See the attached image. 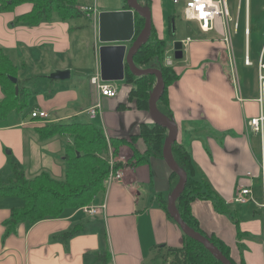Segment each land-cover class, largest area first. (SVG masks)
<instances>
[{"label":"crops","instance_id":"1","mask_svg":"<svg viewBox=\"0 0 264 264\" xmlns=\"http://www.w3.org/2000/svg\"><path fill=\"white\" fill-rule=\"evenodd\" d=\"M81 2L86 3L75 0V6L87 19L84 30H79L82 26L78 22L63 20L55 12L47 21L29 25L21 18L31 13L30 3L6 10L0 7V54L13 67L18 89L26 92L21 109L0 115V184L11 179L13 165L26 179L41 173L57 180L63 178L61 157L70 138L40 140L36 130L49 124H93L104 131L107 140H133L131 146L140 158L144 157L146 146L137 136L142 125L151 126L153 121L148 110L140 109L130 97L133 83L113 82L117 95L106 98L89 81L99 73V15L129 12L130 0H117L114 7L102 0H94L93 5L91 0ZM175 12L168 0H150L148 13L155 33L167 43L164 66L171 67L178 76L166 90L170 117L156 108L155 112L177 128L176 142L190 154L193 177L203 179L211 191V199H195L190 204L191 214L204 236L229 249L235 264H264V195L261 192L260 202L254 196L257 158L255 138L247 125L248 119L258 112L257 66L260 60L264 63V39L251 59L249 0L248 8L244 2L245 42L239 53L233 42L240 29L238 18L235 31L234 22L229 24L227 44L217 34L201 32L196 23V29L183 27L177 38ZM116 24V18L107 19V38H116ZM143 30L144 27L141 33ZM134 33L128 49L141 35L133 41ZM84 40H92V48H84ZM175 42L182 44V58L173 62L169 56L173 53L174 58ZM246 56L250 66L244 65ZM166 59L171 60V65L166 64ZM240 65L242 72L255 68L256 82L250 87L238 72ZM64 71L69 73L65 80L37 83L38 79H50L54 73ZM72 72L77 76L74 80L70 79ZM35 78L37 81L29 82ZM3 98L0 86V102ZM97 105V117L90 120L87 112ZM32 110L45 112L47 119H31ZM131 157V147L122 144L118 157L123 165L122 177L104 184V192L91 204H104L96 217H86L81 208L67 209L61 217L34 224L23 222L7 232L5 223L14 202L0 199V264H104L97 259L105 254L110 257L107 264H155L160 256L181 248L183 232L167 212V202L178 188L179 178L173 187L176 177H171L172 170L163 158L150 156L132 164ZM250 171L253 179L246 177ZM243 185H251L254 203L233 202L237 189ZM217 201L222 203L224 212L216 210ZM21 206L22 200L18 199L13 208ZM74 228L78 233L63 242L60 237Z\"/></svg>","mask_w":264,"mask_h":264},{"label":"trees","instance_id":"2","mask_svg":"<svg viewBox=\"0 0 264 264\" xmlns=\"http://www.w3.org/2000/svg\"><path fill=\"white\" fill-rule=\"evenodd\" d=\"M146 1V3H145ZM141 8L150 11V0H137ZM30 3L32 11L28 16L21 18V21L33 25L39 21L49 19L50 14L55 12L61 19L69 20L82 17V12L76 8L75 0H0L1 9H9L14 5ZM145 21L138 14H135V33L133 41L138 37L144 27ZM167 43L157 38L155 29L151 22V31L148 41L141 46L132 58L134 66L139 70L153 69L160 72L164 88L161 96L156 102V110L169 118L166 101V90L170 83L178 76L171 67L164 66V51ZM7 76L15 77L13 67L8 60L0 54V86L4 98L0 102V115L3 116L8 110L21 109L22 98L25 93L17 89L7 79ZM124 80L133 83L134 87L130 97L134 98L138 107L148 110V102L156 85L157 79L153 75H146L135 78L125 68ZM20 101V102H18ZM101 128L90 123H58L49 124L38 128L36 133L39 139L44 141L56 136H68L70 143L65 144L61 160L64 165L63 178L54 179L47 173H41L32 179H26L24 174L12 166V176L9 179V186L0 187V199L18 198L22 200V206L11 209L10 217L5 226L7 232L15 230L17 225L23 222L30 224L45 219L61 217L67 209H79L91 205L97 201L100 194L104 192L105 181L110 172H116L123 167L118 162L119 148L122 144L131 147L132 164L140 163L147 157L156 156L163 158V148L167 142L168 130L152 123L151 126L142 125L137 136L145 143L146 150L144 157L131 146L132 143L123 140H107ZM176 140L171 145L172 159L182 172L186 175L184 190L175 202V209L181 220L190 226L194 231L203 235L198 228L196 219L191 214L190 204L196 200L211 199V191L208 183L203 179H195L190 154L177 144ZM130 163V164H131ZM178 176L172 172L171 177ZM217 211L224 212L222 203H215ZM76 228L64 233L60 238L65 242L76 235ZM204 236V235H203ZM239 236V235H238ZM221 253L235 264L229 256V249L212 237H206ZM183 246L172 252L173 255H180L182 260L176 264H222L216 259L201 243L190 239L183 234ZM175 255V256H176ZM98 262L107 264L110 261L108 254L99 256Z\"/></svg>","mask_w":264,"mask_h":264},{"label":"water","instance_id":"3","mask_svg":"<svg viewBox=\"0 0 264 264\" xmlns=\"http://www.w3.org/2000/svg\"><path fill=\"white\" fill-rule=\"evenodd\" d=\"M129 7L131 11L129 12H119V13H101L99 15V42L102 44L98 49L99 56V75L100 79L105 82H122L125 77V66L130 71V73L135 77H142L146 75H153L157 79L156 88L149 100L148 112L152 118L154 124L167 129L170 134V139L167 140L163 148V159L166 160L169 168L179 177V185L176 191L172 194L167 202V212L173 221L179 226L183 234L196 242L201 243L216 259H218L222 264H231L227 258H225L221 253L207 238H205L200 233L194 231L190 226L185 224L181 218L178 216L175 209V202L184 190L186 175L184 172L179 170L177 165L171 156V145L176 140L177 128L169 122L164 121L155 112V105L159 97L163 92V79L159 71L148 69L139 70L137 69L132 58L137 50L145 44L150 36L151 31V19L148 11L139 7L137 0H130ZM133 12L142 17L145 21L144 30L141 35L133 42V44L127 48V44L131 42L133 37ZM109 18H116L117 24L116 29L118 34L116 38H107L106 33V21ZM118 43L117 45L108 44ZM128 49V50H127ZM174 58L180 60L182 58V44L181 42H175L173 45ZM69 77L67 71L56 72L50 76L53 80H65ZM7 79L14 85L17 84V79L11 76H7ZM17 92V89H16ZM174 162V164H173Z\"/></svg>","mask_w":264,"mask_h":264},{"label":"built area","instance_id":"4","mask_svg":"<svg viewBox=\"0 0 264 264\" xmlns=\"http://www.w3.org/2000/svg\"><path fill=\"white\" fill-rule=\"evenodd\" d=\"M229 0H173V5L181 6L180 15L184 21L194 22L199 26L203 33H214L222 39L225 43L229 42V24L232 22L228 9ZM245 6L248 8V0H244ZM238 22H234V31L237 29ZM245 35H248V30H245ZM166 64L171 65V60L166 59ZM244 65L250 66L251 62L246 56ZM91 85L95 86L98 94L106 98H114L117 90L113 82H105L100 79L99 73L90 79ZM257 84L258 97L255 100L258 108L256 116L248 119L247 125L249 132L255 139L258 140L259 157L257 159V175L259 179L262 195H264V63L260 60L257 66ZM99 105L91 108L88 111L90 120L95 119ZM30 118L37 121H44L47 119L45 112L40 110H32ZM121 173L110 172L105 183L121 179ZM246 177L253 179V173L248 172ZM251 185L239 186L233 198V202L239 205H245L253 202ZM264 200V196H263ZM104 208V204L88 205L81 208V211L86 217H96L100 210ZM264 209V205H262Z\"/></svg>","mask_w":264,"mask_h":264},{"label":"rangeland","instance_id":"5","mask_svg":"<svg viewBox=\"0 0 264 264\" xmlns=\"http://www.w3.org/2000/svg\"><path fill=\"white\" fill-rule=\"evenodd\" d=\"M77 3H83V5H85L86 2H81L82 0H76ZM92 1V5H93V1ZM103 2H107V6H111L114 7L117 4L115 3V1L117 2V0H102ZM170 2V4L173 6V8L176 10L175 12V18H174V25L176 27V37H180L179 32L181 31V29L183 27H188L191 26L194 29H196V25L193 22H185L180 15V8L181 6H174L172 4V0H168ZM146 3V1H145ZM100 7H104L102 6V4L99 5ZM144 9V8H143ZM228 9H229V13H230V17L232 19L233 22L237 21V18L239 20V25H240V29L239 31L233 36V42H234V46L235 49L238 51V53L240 51H242L243 49V45H244V36H243V30L242 28L244 25V0H229L228 1ZM179 14V16H178ZM74 20V22H78L79 25H81V29L79 30H84L87 26V22L84 19V17H78V18H74L72 19ZM249 21H250V36H249V48H250V58L252 59L253 56L255 55V51L259 49V46L262 44V41L264 39V0H249ZM231 27L233 25H230ZM233 28V27H232ZM231 32H233V30L230 29ZM90 46L92 48L93 46V41L89 40L86 41L84 40L83 42V46L84 48H86L87 46ZM167 50L165 49L164 51V58L167 56ZM238 55V54H237ZM169 58L174 62L175 58H173V53L171 54V56H169ZM239 65V64H238ZM238 72L240 73V76L245 77V83H247V85L250 87L251 84H254V82H256V76H255V68L251 67V68H247L246 70H244L242 72L241 69V65L240 67L238 66ZM75 73L72 72L71 73V80L75 79ZM92 78V76H91ZM90 78V79H91ZM89 79V81H90ZM30 81H37V79H33V80H29ZM27 82V83H29ZM53 81L50 79H38L39 84L42 85V83H49L51 84ZM22 86V84H21ZM15 87L18 89L19 86L18 84L15 85ZM21 89V88H20ZM117 95V94H116ZM20 102V101H18ZM89 111V110H88ZM99 109L97 110V114H98ZM88 113V112H87ZM97 117V116H96ZM253 149H254V154L255 157L258 159L259 157V147H258V140L255 139L253 141ZM118 173H121V169H119L118 171H116ZM6 181V180H3ZM260 180L257 179L255 181V185L256 187L254 188V196L256 198L257 201H261V187H260ZM9 186V182H5L4 184H0V187H7ZM6 200H11L13 203V207L17 204L18 199L17 198H10V199H6ZM21 201V200H20ZM177 254V253H176ZM175 254V255H176ZM173 255V254H167V255H162L159 258H157L155 260V264H176L177 261H181L182 257L180 255Z\"/></svg>","mask_w":264,"mask_h":264}]
</instances>
